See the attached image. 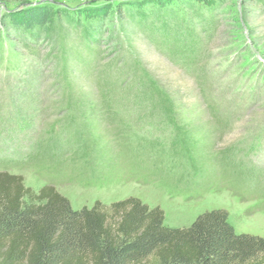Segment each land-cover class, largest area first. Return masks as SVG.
Here are the masks:
<instances>
[{"label": "rangeland", "instance_id": "obj_1", "mask_svg": "<svg viewBox=\"0 0 264 264\" xmlns=\"http://www.w3.org/2000/svg\"><path fill=\"white\" fill-rule=\"evenodd\" d=\"M0 171L264 237V0H0Z\"/></svg>", "mask_w": 264, "mask_h": 264}, {"label": "trees", "instance_id": "obj_2", "mask_svg": "<svg viewBox=\"0 0 264 264\" xmlns=\"http://www.w3.org/2000/svg\"><path fill=\"white\" fill-rule=\"evenodd\" d=\"M10 18L32 28L48 8ZM0 264H264V237L237 233L225 210L172 228L161 208L135 197L75 210L55 187L35 192L0 171Z\"/></svg>", "mask_w": 264, "mask_h": 264}]
</instances>
